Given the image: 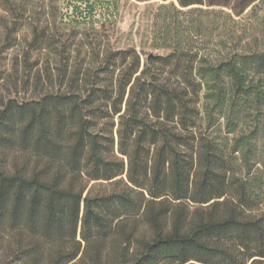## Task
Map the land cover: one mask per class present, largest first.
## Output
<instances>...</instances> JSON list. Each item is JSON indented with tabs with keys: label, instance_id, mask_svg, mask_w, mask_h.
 <instances>
[{
	"label": "trees",
	"instance_id": "trees-1",
	"mask_svg": "<svg viewBox=\"0 0 264 264\" xmlns=\"http://www.w3.org/2000/svg\"><path fill=\"white\" fill-rule=\"evenodd\" d=\"M261 2L158 4L142 60L61 34L114 0H0L48 84L0 101V264H264Z\"/></svg>",
	"mask_w": 264,
	"mask_h": 264
},
{
	"label": "rangeland",
	"instance_id": "rangeland-1",
	"mask_svg": "<svg viewBox=\"0 0 264 264\" xmlns=\"http://www.w3.org/2000/svg\"><path fill=\"white\" fill-rule=\"evenodd\" d=\"M168 1L114 0V3L111 4L99 3L96 4L95 20L92 24H80L76 26L77 33H74L66 17L60 24L61 34L65 38L69 37V40L73 38L71 33L76 34V39L100 36L98 40H106L113 48L134 47L143 60L148 53L159 52L150 47L152 17L157 5ZM260 5V9L252 15L251 20L256 18L259 20V26L255 33L258 36V42L264 43V0ZM62 8L64 11L67 10L69 16L72 17L71 7L66 9L62 5ZM23 34L20 33L19 43L16 47L0 51V72L4 77V80L0 82V101L8 97H34L48 85L43 82L45 73L43 68L47 57L44 52L31 51L28 62L22 61V53L27 50ZM26 38L29 37L26 35ZM38 56L40 63L36 66H30L29 64ZM49 60L54 66L52 72L56 74L55 68L56 65L58 66V57ZM95 187L109 189L110 184L99 182L96 183Z\"/></svg>",
	"mask_w": 264,
	"mask_h": 264
},
{
	"label": "water",
	"instance_id": "water-1",
	"mask_svg": "<svg viewBox=\"0 0 264 264\" xmlns=\"http://www.w3.org/2000/svg\"><path fill=\"white\" fill-rule=\"evenodd\" d=\"M151 56H152V53H149V54H148V59H149Z\"/></svg>",
	"mask_w": 264,
	"mask_h": 264
}]
</instances>
